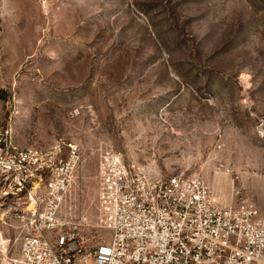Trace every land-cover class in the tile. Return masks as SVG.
<instances>
[{
    "label": "rangeland",
    "instance_id": "374dc122",
    "mask_svg": "<svg viewBox=\"0 0 264 264\" xmlns=\"http://www.w3.org/2000/svg\"><path fill=\"white\" fill-rule=\"evenodd\" d=\"M0 126L19 149L80 148L64 212L88 249L110 239L107 152L264 212V0H0ZM12 207L0 203V264L23 236Z\"/></svg>",
    "mask_w": 264,
    "mask_h": 264
},
{
    "label": "built area",
    "instance_id": "2783aa9c",
    "mask_svg": "<svg viewBox=\"0 0 264 264\" xmlns=\"http://www.w3.org/2000/svg\"><path fill=\"white\" fill-rule=\"evenodd\" d=\"M80 148L19 149L0 126V203L22 229L13 264H264V212L224 206L197 175L151 176L107 152L97 172V205L110 239L87 248L64 207Z\"/></svg>",
    "mask_w": 264,
    "mask_h": 264
}]
</instances>
